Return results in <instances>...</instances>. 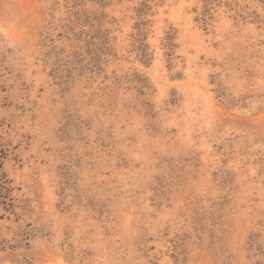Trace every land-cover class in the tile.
<instances>
[{"label": "rangeland", "instance_id": "374dc122", "mask_svg": "<svg viewBox=\"0 0 264 264\" xmlns=\"http://www.w3.org/2000/svg\"><path fill=\"white\" fill-rule=\"evenodd\" d=\"M0 264H264V0H0Z\"/></svg>", "mask_w": 264, "mask_h": 264}]
</instances>
